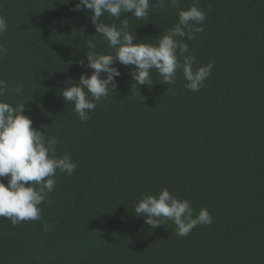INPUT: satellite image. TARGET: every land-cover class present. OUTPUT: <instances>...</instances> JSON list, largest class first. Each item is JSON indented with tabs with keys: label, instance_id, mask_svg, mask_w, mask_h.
I'll return each mask as SVG.
<instances>
[{
	"label": "trees",
	"instance_id": "16d2710c",
	"mask_svg": "<svg viewBox=\"0 0 264 264\" xmlns=\"http://www.w3.org/2000/svg\"><path fill=\"white\" fill-rule=\"evenodd\" d=\"M77 2L0 0V100L25 103L32 127L55 136L56 155L77 165L71 175L57 170L39 220L0 217V264H264V0H179L176 8L150 0L147 19L122 13L133 43L156 44L196 2L204 31L184 42L194 69L214 67L191 92L182 72L167 85L156 69L136 88L135 66L117 61V87L86 122L61 92L91 75L88 41L114 52L91 10L73 11ZM102 20L113 22L107 13ZM163 188L189 200L194 215L206 208L211 225L186 237L169 219L147 225L135 206Z\"/></svg>",
	"mask_w": 264,
	"mask_h": 264
},
{
	"label": "clouds",
	"instance_id": "9594fccd",
	"mask_svg": "<svg viewBox=\"0 0 264 264\" xmlns=\"http://www.w3.org/2000/svg\"><path fill=\"white\" fill-rule=\"evenodd\" d=\"M165 4L176 8L179 0H157V6ZM150 0H78L73 11L91 10L90 20L97 33L102 36L114 54L95 51L93 41L87 43V67L91 75L82 73L78 83L62 90L66 102H71L81 122H86L97 102L108 97L109 91L117 87L116 78L121 75L114 65L135 66L131 76L136 82L132 86L149 85L151 70L156 69L160 82L175 83L177 72H182L185 88L199 91L204 81L211 75L214 65L199 66L194 69L195 56L191 54L184 39H195L204 31L206 13L194 2L187 9L178 11V22L163 31L156 44L133 43L135 35L128 31L129 21L121 19L122 13H131L136 19H147ZM113 18L112 23L102 20L104 14ZM115 21H120L119 25ZM7 30V22L0 16V34ZM0 45V56L6 53ZM187 54V55H185ZM181 57L183 60L181 61ZM83 65V61H81ZM103 74V78H102ZM7 83L0 80V97L5 95ZM17 95L24 92L23 84L14 89ZM25 103L15 106L0 100V217L10 219L13 225L23 221L39 220L41 205L56 186L57 170L71 175L77 165L70 155H56L59 143L55 136L46 137L42 131L32 127V120L22 114ZM31 182V183H29ZM135 213L145 218V223L155 229L162 225L161 218L173 221L176 234L186 237L198 225H211L212 216L206 208L194 215L187 199H178L167 188L156 195L144 194L135 206ZM45 230L48 229L46 224Z\"/></svg>",
	"mask_w": 264,
	"mask_h": 264
}]
</instances>
